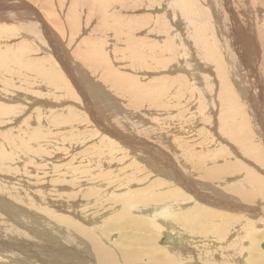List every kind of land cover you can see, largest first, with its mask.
Segmentation results:
<instances>
[{"label": "rangeland", "instance_id": "374dc122", "mask_svg": "<svg viewBox=\"0 0 264 264\" xmlns=\"http://www.w3.org/2000/svg\"><path fill=\"white\" fill-rule=\"evenodd\" d=\"M263 141L264 0H0V264H97L77 222L116 264H246Z\"/></svg>", "mask_w": 264, "mask_h": 264}, {"label": "bare ground", "instance_id": "6f19581e", "mask_svg": "<svg viewBox=\"0 0 264 264\" xmlns=\"http://www.w3.org/2000/svg\"><path fill=\"white\" fill-rule=\"evenodd\" d=\"M41 1V4H42V7H44V8H48L49 9V2H50V0H40ZM28 3V2H27ZM30 6H28V5H26V4H24L23 3V9L25 10V11H28V10H26V8H29ZM108 29V28H107ZM252 38H251V36H246V38H245V45H247L248 47H250V48H252L253 46H252V42L254 41V40H251ZM254 43H255V41H254ZM255 45V44H254ZM257 46V45H256ZM57 51H59V49L57 50ZM73 64H75L74 62H73ZM75 66V65H74ZM86 67H88V68H91V65H88L87 64V62H86ZM249 69L250 68H245V70H247V71H249ZM70 70H72V69H70ZM84 70V69H83ZM218 71V70H217ZM220 72V71H219ZM73 73V72H72ZM81 73V72H80ZM89 73V72H88ZM96 74V73H95ZM221 74V73H220ZM218 75V74H217ZM86 76V75H85ZM107 76V75H106ZM112 76H114L115 78H117V77H119V76H115V75H112ZM249 76H250V73H249ZM248 79H249V77H248ZM254 80V79H253ZM79 81H80V79H79ZM221 81V80H220ZM86 82V81H85ZM222 82H224L223 81V79H222ZM77 86V85H76ZM79 92V91H78ZM80 93V92H79ZM80 94H83L82 93V91H81V93ZM106 103V102H105ZM87 106L88 107H90L91 108V106H90V103H89V101H87ZM99 112H100V110H98ZM102 113V112H101ZM100 113V114H101ZM99 117H101L100 115H99ZM104 117V116H103ZM103 121L104 122H106V120H103V119H101V122L103 123ZM241 123H242V127H243V131H242V133H241V130L239 129V128H237V127H235V126H232V127H234L235 129L232 131V134L230 135L231 136V138L233 139V141L234 142H236V144L237 145H239V146H242V144H244V143H246V142H251L252 140H251V138H250V136H249V138H245L244 136H246L247 135V132H245V131H247V123H246V121L244 120V118H242L241 119ZM113 124V130L112 131H114V132H116V133H118V134H120L121 135V131H123L122 129L123 128H121L119 125V129H118V126H116L117 124H115L114 122L112 123ZM108 125H110V123L108 124ZM263 129V128H262ZM111 130V129H110ZM124 133V132H123ZM262 135V134H261ZM122 136V135H121ZM142 142V141H141ZM264 142V141H263ZM132 145V144H131ZM249 145L251 146V143H249ZM149 146H151V145H149ZM153 146V145H152ZM154 147V146H153ZM252 147V146H251ZM152 149V148H151ZM155 150V149H154ZM151 151V150H150ZM252 150H248L247 152H246V154L248 155V153L249 152H251ZM155 152V151H154ZM147 153H149V152H147ZM152 153V152H151ZM154 154V153H153ZM150 155V154H149ZM153 156V155H152ZM156 158V157H155ZM163 158V157H162ZM166 158V157H165ZM153 159V158H152ZM160 160V159H159ZM155 162H156V160H155ZM159 162V164L161 163L160 161H158ZM157 162V163H158ZM163 162V161H162ZM165 162V161H164ZM168 162V161H167ZM187 162V161H186ZM167 164V163H166ZM207 164V163H206ZM209 164V163H208ZM207 164V165H208ZM166 166V165H165ZM185 165H183V167H184ZM161 167V166H160ZM169 167V170H170V166H168ZM206 167V166H205ZM207 168H209V167H207ZM214 168V167H213ZM162 169V168H161ZM188 169V168H187ZM204 169V168H203ZM172 170V169H171ZM188 170H190V169H188ZM192 170H194V168H192ZM207 170V169H206ZM162 171H163V169H162ZM174 171V170H173ZM186 170H184V172H185ZM191 171V170H190ZM165 172V171H164ZM163 172V173H164ZM168 172V171H167ZM175 172V171H174ZM173 172V173H174ZM205 172V171H204ZM180 173V172H179ZM165 174V173H164ZM170 173H168V175H169ZM176 174H177V172H176ZM174 175V174H173ZM247 175H248V177H250V180L249 181H254V182H258L259 180H260V177H258L257 175H256V173H254L253 171H249V170H247ZM170 176H171V174H170ZM177 176H180L181 177V175H178L177 174ZM185 177H187V174L186 175H184ZM184 176H182L181 178L183 179H177V181L179 180V183H181L182 185H183V187L185 186V188L187 189V191H192V192H195V193H191V194H195V195H198L199 196V194H201V193H203V191H204V189L202 190V188H204L205 187V185H202V184H197V182L196 181H194V180H192L191 178H185ZM172 177V176H171ZM176 177V176H175ZM205 177H209V178H212V179H218L219 177L218 176H212V175H210L209 173L208 174H205ZM172 178H174V177H172ZM252 178V179H251ZM248 181V180H247ZM182 185H181V187H182ZM260 188H261V185L260 184H257V183H255L254 185H253V187H252V189H253V193H258L259 192V190H260ZM94 188H90V189H88V190H90V191H92ZM117 189V188H116ZM107 190V189H106ZM233 191V190H232ZM94 192H98L97 190H94ZM106 192V191H105ZM114 192V191H113ZM107 193V192H106ZM212 193H217V194H220L223 198L225 197V196H227L228 194H226V193H221V192H218V191H213V192H211L210 194H212ZM101 194H103V193H101ZM96 196V195H95ZM185 196V195H184ZM197 196V197H198ZM200 196H202V195H200ZM90 198V197H89ZM53 207V206H52ZM56 207V206H55ZM162 209V208H161ZM53 211V210H52ZM60 213V212H59ZM163 213L165 214L166 212L165 211H163ZM73 214V213H72ZM124 214V218L125 219H128V216H127V214L124 212L123 213ZM160 215H162V213H160L159 215H156L157 217L158 216H160ZM63 216V215H62ZM34 217V216H33ZM81 217V216H80ZM152 218L153 219V217H151V216H147V215H144V216H141L140 218H138L136 221H129V225L130 226H134L135 228H137V229H139V231H137V232H140V233H142V234H145V226L144 225H151L152 227H154L155 225H154V221H151V222H149V220L148 219H150V218ZM65 218V217H64ZM65 219H67V221L66 222H71L72 220H68L69 218H65ZM58 220V219H57ZM75 220H76V218H75ZM73 221H74V218H73ZM64 222V221H63ZM75 222V221H74ZM74 222L72 223V224H74ZM77 222V221H76ZM61 223V222H60ZM79 222H77V224H75L76 225V227H77V229L80 231V232H82V233H80L79 235H81V234H83V236H84V239H83V241H84V245H83V248H84V250H85V252H87L88 254H91V257L95 260V262L97 263V264H116V263H118V261L117 260H115V255H114V253H113V249H112V247L110 246V245H107V243L106 242H102V240L98 237V236H96V234H94L93 232H92V229H93V227L92 226H94V225H92L91 227H89V226H85L84 225V227H83V225L81 224V226H80V224H78ZM72 224H70V225H72ZM90 224V223H89ZM138 224H141V225H138ZM79 225V226H78ZM91 225V224H90ZM66 226V225H65ZM74 226V225H73ZM127 224H126V228H127ZM68 227H69V225H68ZM155 228H156V226H155ZM75 229V228H74ZM132 231V230H131ZM66 233V232H65ZM102 234H105L104 232H101ZM66 234H68V233H66ZM129 234H131V233H129ZM75 235H76V233H75ZM106 235V234H105ZM67 236V235H66ZM82 236V235H81ZM72 237V236H71ZM65 238V237H64ZM68 238V237H67ZM82 238V237H81ZM71 239V238H70ZM148 239L149 240H153L152 238H150V237H148ZM63 240H65V239H63ZM79 240H80V238H79ZM68 241H71V240H68ZM73 241V240H72ZM82 241V240H81ZM169 241H171V240H169ZM264 242V241H263ZM69 243V242H68ZM67 243V244H68ZM78 243H81V242H77V244ZM10 244V243H9ZM82 244V243H81ZM181 244H182V242H181ZM261 244H262V242H261ZM261 244H260V246H261ZM7 245V244H6ZM130 245H131V240H130V238L129 237H127L124 241H122V242H118V246H119V251L121 250L122 251V253H123V255H121L122 256V258L124 259V261H126L127 262V260H131V259H133V256H131V255H129L128 253H127V251L125 250V249H129V247H130ZM26 246V245H25ZM57 248V247H56ZM59 248V247H58ZM83 248H81V249H83ZM125 248V249H124ZM261 248H262V246H261ZM263 249V248H262ZM35 251V250H34ZM264 252V251H263ZM18 253V252H17ZM38 253V252H37ZM60 253H61V251H60ZM120 253V252H119ZM24 254V253H23ZM175 257H169V258H166V261H169V262H171V263H173V262H179L178 264H181V262H180V257H179V254L178 253H172ZM253 256V257H252ZM64 258H66V256L65 257H63V259ZM38 259H40V257L38 258ZM60 259H62V258H60ZM40 260H43V259H40ZM19 261V260H18ZM65 261H67V260H65ZM69 261V260H68ZM74 262V261H73ZM25 263V262H24ZM67 263V262H66ZM43 264V263H42ZM45 264V263H44ZM65 264V263H64ZM68 264V263H67ZM85 264H92L91 262H86ZM246 264H264V254H262V253H260V251H256L255 252V254L253 253V255H251V257L247 260V262H246Z\"/></svg>", "mask_w": 264, "mask_h": 264}, {"label": "water", "instance_id": "95a60500", "mask_svg": "<svg viewBox=\"0 0 264 264\" xmlns=\"http://www.w3.org/2000/svg\"><path fill=\"white\" fill-rule=\"evenodd\" d=\"M261 246H262V248L264 249V242H262Z\"/></svg>", "mask_w": 264, "mask_h": 264}]
</instances>
